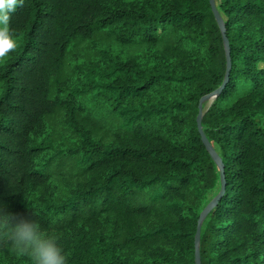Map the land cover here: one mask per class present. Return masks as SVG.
Wrapping results in <instances>:
<instances>
[{
  "label": "trees",
  "instance_id": "trees-1",
  "mask_svg": "<svg viewBox=\"0 0 264 264\" xmlns=\"http://www.w3.org/2000/svg\"><path fill=\"white\" fill-rule=\"evenodd\" d=\"M231 69L203 106L225 190L202 264H264V0H216ZM0 57V201L67 264H196L220 171L203 96L225 80L209 0H22ZM0 264H32L0 246Z\"/></svg>",
  "mask_w": 264,
  "mask_h": 264
},
{
  "label": "clouds",
  "instance_id": "clouds-1",
  "mask_svg": "<svg viewBox=\"0 0 264 264\" xmlns=\"http://www.w3.org/2000/svg\"><path fill=\"white\" fill-rule=\"evenodd\" d=\"M21 2L0 0V57L15 48L10 20ZM0 246L28 255L32 264H67L65 250L55 233L45 231L38 219L9 210L3 201H0Z\"/></svg>",
  "mask_w": 264,
  "mask_h": 264
},
{
  "label": "water",
  "instance_id": "water-1",
  "mask_svg": "<svg viewBox=\"0 0 264 264\" xmlns=\"http://www.w3.org/2000/svg\"><path fill=\"white\" fill-rule=\"evenodd\" d=\"M209 1H210L214 16L216 18V21H217V23H218V25L221 28L222 33H223L225 48H226V52H227V69H226L225 80H224L223 84L221 85V87H219L216 91H214L210 94H207L201 98L200 103H199V114L197 117V124H198L199 132L201 134V139H202L203 143L205 144L207 150L209 151L212 159L214 160V162L217 164V166L219 168L222 187H221L220 193L217 196H215L211 201H209L200 213V216H199V219L197 222V230H196V234H195V261H196V264H202L200 252H199V244H200V240H201V231H202L203 222L208 217L213 206L217 203V201L219 200V198L221 197V195L223 194V192L225 190L224 164L222 162L220 155L216 152L213 144L206 137V135L202 129V117H203V113H204L203 104L207 101L212 102V100H214L220 94V92L226 86V83H227L229 75H230V69H231V58H230V54H229V43H228V39L226 38V35H225L224 21H223L221 15L217 9L216 0H209Z\"/></svg>",
  "mask_w": 264,
  "mask_h": 264
},
{
  "label": "rangeland",
  "instance_id": "rangeland-1",
  "mask_svg": "<svg viewBox=\"0 0 264 264\" xmlns=\"http://www.w3.org/2000/svg\"><path fill=\"white\" fill-rule=\"evenodd\" d=\"M210 102H211V101H207V102H205L204 104H205V105H209ZM204 104H203V106H204Z\"/></svg>",
  "mask_w": 264,
  "mask_h": 264
}]
</instances>
